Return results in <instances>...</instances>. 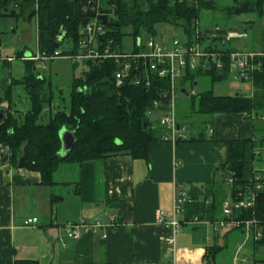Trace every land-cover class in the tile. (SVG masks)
Returning a JSON list of instances; mask_svg holds the SVG:
<instances>
[{
  "label": "trees",
  "instance_id": "1",
  "mask_svg": "<svg viewBox=\"0 0 264 264\" xmlns=\"http://www.w3.org/2000/svg\"><path fill=\"white\" fill-rule=\"evenodd\" d=\"M31 3L36 6L30 16L36 22V49L39 52L50 53L57 37L63 35L59 45L64 40L71 42V49L61 52V55L74 54L81 17L77 13V5L82 8L97 6L107 10L106 39L111 38L113 43L119 42L123 36H132L134 40L143 34L155 35V25L168 24L180 28L181 33L188 41L197 40L205 44L210 40L209 50L224 53L223 67L220 70L201 71L187 70L181 79V84H193L196 75H208L212 82L224 80L229 75L228 54L235 50L228 41L221 44L223 34L219 31L212 39H207L204 33L197 29L195 21L199 11L215 10L217 5L213 1L204 0H0V19L14 17L20 14V5ZM264 0H232L230 6L221 11L230 17L244 13H255L261 16ZM19 10V11H18ZM246 28L241 29L244 31ZM264 42V40H263ZM264 51V46L263 50ZM20 56V54H19ZM18 56V57H19ZM24 62V75L20 79H11L5 87L4 97L11 101V88L21 85L30 102L29 108L24 111H6L0 109V144L7 147V158L0 163V184L3 181L2 165L13 168H23L37 172L40 183L45 186L56 184L55 176L64 164H80L83 162L104 159L109 156L129 155L133 159L147 161L149 145L160 140L162 128L154 125L146 115L152 111L153 102L159 100L164 103L161 94L168 89L167 81L152 78L147 87L132 85L128 82L116 86L113 73L117 66L112 60L100 62L83 61L87 70L80 77H73L69 84L68 101L62 109L51 112L53 91L49 78L35 73V62ZM259 68L251 74L253 91L245 95H217L210 90L190 95V113H198L207 117L203 123H210L215 113H244L247 117L258 119L264 117V55L255 58ZM6 62V61H5ZM7 63V62H6ZM48 107V115L44 114ZM165 111V105L161 104ZM47 118L42 121V117ZM188 114H177V120L187 117ZM180 123V121H179ZM62 128L73 131L74 142L71 149L63 156L59 154L61 142L59 132ZM197 129H199L197 131ZM201 125L195 127L196 136L177 140L192 141L203 139ZM257 138L228 139L223 141L225 160L215 165V170L230 171L232 182L225 185L216 178L205 185V193L201 200L184 202L185 218L196 216L198 220L215 221L221 216L222 204L226 199L232 202L237 194L245 188L253 186L255 180H242L245 164L244 149L247 143L254 147H264V128ZM254 153V152H253ZM255 154V153H254ZM258 161L263 160L261 152L256 155ZM2 157V156H1ZM0 157V158H1ZM262 188L257 193L251 209L234 208L232 217L236 220L256 218L264 220V178ZM243 228L229 225L225 235ZM214 240H216L214 238ZM253 253L261 254L264 249V240L253 241L250 244ZM226 245L219 246L214 241L206 248V264H211L218 252ZM253 261L264 263V258L253 257ZM14 264H38L33 260H15ZM213 264V263H212Z\"/></svg>",
  "mask_w": 264,
  "mask_h": 264
},
{
  "label": "crops",
  "instance_id": "2",
  "mask_svg": "<svg viewBox=\"0 0 264 264\" xmlns=\"http://www.w3.org/2000/svg\"><path fill=\"white\" fill-rule=\"evenodd\" d=\"M244 51L259 49L253 46ZM210 120L200 129L203 139L151 143L147 161L117 155L64 164L52 186L42 185L37 172L2 165L0 264H14L15 260L38 264H206V248L214 241L219 246L232 242L247 247L244 230L239 241L242 235L238 231L226 235L224 228L214 231V221L190 223L193 217H184L182 205L177 215L182 228L168 251L165 238L172 234L171 228L158 221L160 212L170 218L177 186L183 189L186 203L201 200L205 185L213 178L229 185L233 174L214 168L225 160L223 141L257 138V129L264 128V117L253 119L242 112L215 113ZM197 131L193 128L186 134L194 137ZM255 151L262 152L264 147L245 145L242 180L250 181L259 170ZM29 217H35L36 223L24 225ZM67 222L80 225L79 238L66 235ZM249 249L252 258L258 255L251 246ZM247 260L244 255L236 263ZM236 263L233 255L231 264Z\"/></svg>",
  "mask_w": 264,
  "mask_h": 264
},
{
  "label": "built area",
  "instance_id": "3",
  "mask_svg": "<svg viewBox=\"0 0 264 264\" xmlns=\"http://www.w3.org/2000/svg\"><path fill=\"white\" fill-rule=\"evenodd\" d=\"M99 10L97 6L83 7ZM238 33V32H237ZM235 32H227L222 37L221 44L232 40L235 37H241L244 34ZM79 39L74 54L63 55L72 62L92 61L100 62L104 60H112L117 69L113 73L116 86L128 82L132 85L147 87L152 78L163 79L167 81L168 89L161 94L164 103L159 100L153 102V110L147 111L146 115L151 119L152 114L158 115V126L162 128L160 134L161 141L176 142L186 138V128L179 123L176 117L174 100L177 92L184 89L181 79L185 76L187 70L193 71L199 69L201 71H210L212 69L220 70L223 67L224 53L221 51L209 50L210 40L205 44H200L197 40L188 41L186 36H173L169 40H158L153 35L146 39L137 37L132 39V47L130 50L118 48L111 38L106 39V29L96 17L90 18L84 27H81ZM61 52H56V48L50 53L39 52L30 56H22L24 60L33 62H43L54 57L60 56ZM264 55V51L247 52L237 50L230 52L228 58L229 75L238 81H250L251 74L259 68V62L255 61L258 56ZM9 60V59H8ZM196 83V82H195ZM181 93V92H180ZM182 94V93H181ZM192 94H194L192 92ZM161 104L165 105V111L161 110ZM263 118V117H262ZM7 147L0 144V157L6 153ZM259 155V151H255ZM264 158V151L261 152ZM262 178H264V168L256 170L253 176L255 183L253 186L245 188L241 193L237 194L236 200L226 199L221 208V216L212 223L214 231L221 230L227 225L241 227L244 230L246 238L253 241L264 240V220L256 218L246 220H236L232 217L233 207L241 209H251L257 193L262 188ZM185 202L184 192L180 186H177L174 206L170 218L166 217L162 212L158 214V221L171 228L172 234L165 238L171 251L174 244V235L180 232L181 222L177 215L181 206ZM200 222L194 216L190 223ZM36 223L35 217L24 219V225H32ZM208 223V221H204ZM66 235L71 239H77L80 236V225L74 222L65 224ZM245 261V259H243ZM169 264V263H167Z\"/></svg>",
  "mask_w": 264,
  "mask_h": 264
},
{
  "label": "rangeland",
  "instance_id": "4",
  "mask_svg": "<svg viewBox=\"0 0 264 264\" xmlns=\"http://www.w3.org/2000/svg\"><path fill=\"white\" fill-rule=\"evenodd\" d=\"M213 1L218 6L215 10H202L199 11L195 24L200 33H204L207 39L215 37L219 31L235 32L244 34L241 37L232 38L229 43L234 48L244 50L252 49L253 46L260 50H263L264 46V7L261 16L255 13H244L236 17L228 18L222 10L226 6H230L232 0H204ZM36 6L31 3H24L20 5V14L14 17H6L0 19V109L3 111L9 110L13 114L18 111L24 112L29 108L30 102L28 96L21 85H14L11 88V101L4 97L5 87L10 84L11 79H20L24 75V62L22 56H30L36 53V22L35 17L30 16L31 10ZM18 10V11H19ZM248 25V26H247ZM247 26L244 31H241V27ZM156 34L155 39L169 40L174 35L181 37V29L175 28L168 24L155 25ZM237 33V34H238ZM151 34H143L142 39H146ZM224 36V34H223ZM245 36V37H244ZM240 38V39H238ZM237 39V40H233ZM132 36L125 35L115 45L124 50H130L132 47ZM71 49V42L64 40L59 47L56 48V52H62ZM20 54V56H19ZM19 56V57H18ZM9 59V60H8ZM7 63H6V62ZM35 73L51 81L53 99L51 101V112L56 109H62L66 106L68 101L69 84L73 77H80L83 72L87 70V66L83 61L76 60L72 62L70 59L63 55L54 57L50 60H44L43 62H35ZM196 82L193 84H185L184 89L188 94H199L200 92L210 90L217 95H233L236 93H243L245 95L250 94L253 91L251 81H238L231 75L224 78L221 81L212 82L211 77L208 75H196L194 78ZM192 97L190 95L184 96L180 92H177L174 100V108L176 117L177 114H188L187 117L179 120L181 125L186 128L187 132L192 131L193 128L201 125H205L202 121L207 119L204 115L198 113H190ZM48 107L44 110V114L48 115ZM45 116L42 117V121H46ZM151 120L154 125L158 126V115L152 114ZM264 124V123H263ZM262 131L257 129V135H261ZM257 167L264 168V159L257 162ZM210 228V227H209ZM226 228H224L225 230ZM240 234V233H239ZM245 234V233H243ZM242 240L243 235L240 236ZM251 238L245 242L247 247L243 248L236 245V243H228L215 258V264H231L234 255L236 260H240L244 255L248 260L244 263L237 262L236 264H264L260 261L252 262V254L250 253ZM223 242V241H222ZM256 257L264 258V250L261 254L254 255Z\"/></svg>",
  "mask_w": 264,
  "mask_h": 264
},
{
  "label": "water",
  "instance_id": "5",
  "mask_svg": "<svg viewBox=\"0 0 264 264\" xmlns=\"http://www.w3.org/2000/svg\"><path fill=\"white\" fill-rule=\"evenodd\" d=\"M77 13L81 17V22H80L81 27H84L86 23L88 22V20L93 17H96L102 24H105L107 22L106 15L108 11L104 9H99L96 11L95 9L87 8L83 10L82 5L78 4ZM62 37L63 35L61 34L59 37H57L56 41L52 45L54 48L59 47V42L61 41ZM195 84L196 83L194 82V85ZM180 92L184 95L187 94L185 89H181ZM0 118H1V114H0ZM59 138L61 142V148H60L59 154L63 156L67 151L71 149V146L74 142L73 131L62 128L59 132ZM6 158H7V154H3L2 157L0 158V163L4 162Z\"/></svg>",
  "mask_w": 264,
  "mask_h": 264
}]
</instances>
